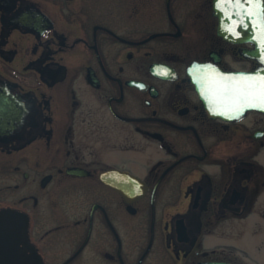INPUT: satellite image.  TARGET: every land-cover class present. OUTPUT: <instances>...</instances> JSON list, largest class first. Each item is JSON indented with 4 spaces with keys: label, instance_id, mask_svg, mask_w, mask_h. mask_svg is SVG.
<instances>
[{
    "label": "flooded vegetation",
    "instance_id": "af4514ba",
    "mask_svg": "<svg viewBox=\"0 0 264 264\" xmlns=\"http://www.w3.org/2000/svg\"><path fill=\"white\" fill-rule=\"evenodd\" d=\"M218 27L214 0H0V212L43 264H264V111L192 74L258 44Z\"/></svg>",
    "mask_w": 264,
    "mask_h": 264
},
{
    "label": "snow or ice",
    "instance_id": "6c2138e0",
    "mask_svg": "<svg viewBox=\"0 0 264 264\" xmlns=\"http://www.w3.org/2000/svg\"><path fill=\"white\" fill-rule=\"evenodd\" d=\"M216 6L230 21L226 31L239 37V27H246L244 18L255 20L257 39L264 44V0H216ZM239 17V19H234ZM264 60V53L261 55ZM202 94L206 95L213 109L220 115L234 118L231 114H242L247 109L264 110V74L221 75L209 66L199 78Z\"/></svg>",
    "mask_w": 264,
    "mask_h": 264
},
{
    "label": "water",
    "instance_id": "95a60500",
    "mask_svg": "<svg viewBox=\"0 0 264 264\" xmlns=\"http://www.w3.org/2000/svg\"><path fill=\"white\" fill-rule=\"evenodd\" d=\"M214 9L215 14L219 17V33L226 36L230 40H238L240 37L245 39H254L257 42V48L253 50L245 51L244 54L250 57L257 58L261 65L254 71H225L219 67L211 63H194L195 68L194 72H192L195 80L197 82L198 90L202 93L203 87L201 80L199 79L201 76L205 75L209 66L212 69H215L221 75H233L238 76L241 74H255L257 72L264 74V60L261 59L262 53H264V44L257 39L258 32L254 28L255 20H249L247 17L244 18L246 27H239L237 31L240 33L239 37L232 35L230 32L226 31V27L229 25L230 21L225 16L220 8L216 6V0H214ZM234 19H239V17H234ZM193 65V66H194ZM205 99L209 102L206 95ZM14 98V97H13ZM17 98V97H16ZM16 101V99L14 98ZM14 104H9L8 108H4L3 120L0 125V133L2 134H10L13 130L12 124H7L8 121L6 118L9 115L16 114V108H14ZM212 112L215 115H220L216 110L213 109L211 105ZM260 111H264L260 108H252ZM250 110V109H247ZM245 110L244 112H246ZM243 112V113H244ZM242 113V114H243ZM233 117H238L235 113L231 114ZM241 115V114H240ZM225 116V115H220ZM228 117V116H227ZM0 225L3 227V235H0V262L3 261L7 264H42L40 256L35 251L34 247L29 243L27 236V218L22 213H18L13 210H2L0 212ZM4 255V257L2 256Z\"/></svg>",
    "mask_w": 264,
    "mask_h": 264
},
{
    "label": "rangeland",
    "instance_id": "374dc122",
    "mask_svg": "<svg viewBox=\"0 0 264 264\" xmlns=\"http://www.w3.org/2000/svg\"><path fill=\"white\" fill-rule=\"evenodd\" d=\"M10 210H13V211H18V210H16V209H10ZM19 212V211H18ZM28 224H27V236H28V240H29V243L31 244V245H35V247H36V245L38 246V244H36L37 243V241H38V239L37 238H34V237H32V236H30V234H31V229H30V224H29V222H27ZM33 233V232H32ZM60 235V234H59ZM62 239V238H61ZM31 241V242H30ZM33 241H35V242H33ZM36 249V248H35ZM37 250V249H36ZM37 252V254L39 255V256H41L40 255V252H38V251H36ZM46 259H47V262L49 263L50 261H51V256H48V255H46Z\"/></svg>",
    "mask_w": 264,
    "mask_h": 264
}]
</instances>
